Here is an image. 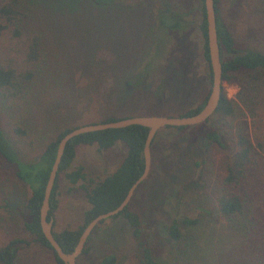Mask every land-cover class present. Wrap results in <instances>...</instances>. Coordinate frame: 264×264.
<instances>
[{
  "label": "rangeland",
  "instance_id": "1",
  "mask_svg": "<svg viewBox=\"0 0 264 264\" xmlns=\"http://www.w3.org/2000/svg\"><path fill=\"white\" fill-rule=\"evenodd\" d=\"M61 1L22 0L24 18L19 27L23 38L14 39L9 32L0 37V56L14 68L25 66L24 52L32 36L38 37L42 53L34 78L21 83L17 96L5 91L0 94V128L22 162H35L59 130L98 122L107 114L154 111L159 116L178 115L198 107L208 96L211 81L198 0H169L189 13L190 28L180 35L172 33L168 45L165 35L157 31L162 0H101L98 5L92 0ZM217 2L219 18L238 50L264 54V0ZM146 68L150 72L143 85L128 94L124 83ZM222 90L227 99L236 100L239 87L222 82ZM256 91L257 105L242 109L239 115L258 146L261 170L251 175L255 187L246 186L245 191L248 200L255 202V212L249 211L238 221L220 214L212 189L227 156L216 147L196 144V158L186 170L179 162L171 165L151 157L154 175L134 196L130 210L141 220L148 247L165 264H264L254 243L257 234L240 231V225L253 215L264 220V79ZM210 120L206 127L222 125L218 115ZM15 128L25 135L15 134ZM164 138L160 137L161 145L168 147ZM180 146L185 145L181 142ZM125 155L121 143L106 151L96 146L77 148L68 172L82 167L85 180L72 185L60 175L57 209L50 216L54 232L76 230L83 224L88 209L84 188L112 174ZM203 158L206 164L201 163ZM17 168L21 170L20 165ZM16 170L0 156V247L20 240L16 264H54L51 251L26 228L30 190ZM183 218L198 222L182 225V238L175 243L169 237V226L173 219ZM135 244L132 228L123 217L107 219L92 235L86 245L88 253L77 264H98L108 255H115L118 264H137Z\"/></svg>",
  "mask_w": 264,
  "mask_h": 264
},
{
  "label": "trees",
  "instance_id": "2",
  "mask_svg": "<svg viewBox=\"0 0 264 264\" xmlns=\"http://www.w3.org/2000/svg\"><path fill=\"white\" fill-rule=\"evenodd\" d=\"M58 1L60 3L62 2L61 0ZM72 1L76 2L75 0ZM92 1L96 5L102 3L101 0ZM198 1L200 2L199 10L202 14L200 30L204 39V59L209 70L211 81V70L206 42L204 1ZM21 3L22 0H0V37L9 32L14 39L23 38L24 34L19 27L24 18ZM214 4L217 37L222 59V82L238 85L239 92L236 95V100L227 99L224 90H222L221 99L214 114L218 115L222 122L219 128L211 126L206 127L211 121L210 118L205 123L198 126L167 127L158 131L151 144V157L160 162H171V165L179 162L182 170H186L189 163L193 162L194 158H196L194 157V152L197 151L194 148L196 144H198V147L199 143L205 144L206 147L210 145L226 153L227 157L224 158L222 162V174L220 178L216 180L212 193L215 195L220 214L231 221H238L244 218L249 211L255 212L253 207L255 202L253 200H248L245 191L246 186L255 187L256 184L252 181L253 177L251 175L261 170L256 152L258 146H256L251 139L247 122L245 120H239V115L241 116L242 109L248 110L258 103L256 88L258 82L264 79V54L255 51H239L232 34L222 24L219 18L217 0H214ZM157 11L159 13V16L157 15V31L165 35V44L168 45L170 41V33L172 34L175 31L184 32L190 28L189 13L181 10L178 6L175 7L169 0H162ZM157 49L160 48L157 46ZM41 62L42 53L37 36H32L27 44L24 52L25 66L23 68L17 69L9 64H5L0 56V94L5 91L11 96H17L21 90V83L30 81L34 78L36 67H39ZM147 70L146 68L137 78L124 83L125 89L128 90V94L134 88L143 85L146 75L150 72ZM109 93L110 92H106V94ZM207 97L194 109H189L178 115L168 114L165 116H194L204 107ZM147 115L158 114L154 111H148L137 115L124 114L121 116H112L111 114H107L102 120L88 124L108 123L132 116ZM80 126H72L57 131L45 143L40 157L33 163H24L18 158L11 143L0 128V156L7 163L16 167L17 177L23 181L30 190V197L26 204L29 218L26 223V228L30 233L36 236L37 242L51 251L55 261L54 264L64 263L57 257L42 234L39 211L42 205L48 176L56 157L58 143L67 133ZM196 128H200V130L196 131V133L189 132ZM148 131L147 128L142 126H130L123 129H110L83 134L68 142L51 193L48 220H50V216H52L57 209V190L60 175H63L72 185L85 180L82 167H79L74 172H68L76 157L78 147L96 146L99 151H106L115 147L116 144L121 143L126 147V155L112 174L90 188H84L86 191L88 209L84 213L83 224L76 230L53 231V236L65 253L73 252L84 228L97 216L115 210L123 202L131 186L142 176L144 172L143 148ZM167 131L170 132L163 134ZM14 132L18 136L25 135V131L20 128H15ZM163 136L165 137L164 141L167 142L168 147H163V145H161L160 137ZM181 142L185 145L183 149H181L182 146H180ZM176 150L180 152L175 153ZM201 163L206 164L207 159L203 158ZM198 164L200 163L194 162V165ZM17 165L21 166L20 171H18ZM152 168L147 178L136 189L128 206L118 215L109 218L114 220L123 217L132 228L133 237L136 242L135 257L137 264H165L153 250L148 247L146 239L143 238L141 220L138 214L130 210V204L134 196L146 181L154 175ZM173 168L176 169L177 165H174ZM169 185L172 186L174 184L171 182ZM263 193L264 190L262 194ZM104 221L100 222L99 225L103 224ZM197 222L196 220H189L187 218L181 220L173 219L168 231L171 241L175 243L180 241L182 238L180 227L182 225H194ZM99 225L91 233L88 242L92 235L98 230ZM240 226V231L257 234L254 243L257 244V248H259L262 258L264 259V220L260 221L256 218V215H253L252 220L250 219L246 224L243 223ZM19 243L20 240H12L0 247V264H16ZM87 253L88 249L85 247L81 256ZM80 257L77 259V262ZM98 264H118L117 257L115 255L105 256Z\"/></svg>",
  "mask_w": 264,
  "mask_h": 264
},
{
  "label": "water",
  "instance_id": "3",
  "mask_svg": "<svg viewBox=\"0 0 264 264\" xmlns=\"http://www.w3.org/2000/svg\"><path fill=\"white\" fill-rule=\"evenodd\" d=\"M206 20V42L211 70V87L204 107L194 116L168 117L159 115L132 116L126 119L80 126L67 133L58 143L56 157L51 167L48 180L44 189L43 201L39 211L40 227L43 236L50 244L57 257L64 264H76L77 259L83 254L86 244L93 230L100 222L118 215L130 203L136 189L147 178L151 169V144L158 131L167 127H193L205 123L216 112L222 95V59L218 43L216 14L214 0H203ZM130 126H142L147 128L148 134L143 148L144 172L142 176L131 186L123 202L113 211L101 214L93 219L81 233L79 240L71 253H65L53 236L52 220H48L50 211V197L57 178L60 163L70 140L87 133L100 132L110 129H123Z\"/></svg>",
  "mask_w": 264,
  "mask_h": 264
},
{
  "label": "flooded vegetation",
  "instance_id": "4",
  "mask_svg": "<svg viewBox=\"0 0 264 264\" xmlns=\"http://www.w3.org/2000/svg\"><path fill=\"white\" fill-rule=\"evenodd\" d=\"M185 32V31H184ZM181 33H183V32H181V31H175L174 33H173V35H176V34H178V35H180ZM170 36H172V34H170ZM176 40H177V38H176ZM181 44V40L179 41L178 40V44Z\"/></svg>",
  "mask_w": 264,
  "mask_h": 264
}]
</instances>
